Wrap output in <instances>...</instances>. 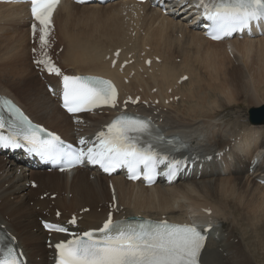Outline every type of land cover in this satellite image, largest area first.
<instances>
[{
	"label": "bare ground",
	"instance_id": "obj_1",
	"mask_svg": "<svg viewBox=\"0 0 264 264\" xmlns=\"http://www.w3.org/2000/svg\"><path fill=\"white\" fill-rule=\"evenodd\" d=\"M124 7L120 1L104 5H77L68 0L61 3L54 22L57 46H63L61 64L64 69L71 74L111 75L123 89L141 93L146 101L149 96L160 98L159 105L145 110L152 112L160 108L157 117L163 119L162 126L167 131L177 132L193 151L210 153L229 147L226 155L232 156L233 161L225 159V169L212 166L204 170L199 179L177 181L170 186L157 183L144 188L126 182L119 175L113 176L116 199L122 207L119 215H166L168 219L182 221L202 216L201 209L210 206L220 235L208 240L203 262L261 264L253 261L249 254L252 236L264 242V189L248 174V166L251 157L257 154L261 160L255 167L256 175L264 173V124L252 125L255 119L249 120L246 109L238 107L241 103L257 102V91L264 86L263 47L259 48L261 53L254 64L246 61L253 52V43L263 45L264 37L232 40L233 51L229 56L224 43L205 39L183 20L162 16L148 4H143V14L133 19L136 34L132 36L121 15ZM77 9L97 21L68 30L66 21ZM26 17L23 5L0 4V91L14 97L35 121L70 138V117L57 107L44 84L32 72L34 69L30 71L31 66L23 62L29 57V48L25 45L29 42L22 47V42L13 37L21 30L29 32ZM24 37L28 36L22 35L23 42ZM8 39L12 41L11 48L2 52L1 46L3 42L6 46ZM118 48L122 50L120 59L129 52L136 59L125 68L126 74L131 69L136 70L128 83L122 81L117 68H111L110 61L105 59ZM143 51L160 57L161 63L153 62L150 68L144 67L139 61ZM140 68L142 72L138 71ZM184 74L188 79L178 85V78ZM48 80L54 81V78ZM260 82L263 84L257 86ZM154 87L157 91L152 94ZM168 89H172L170 94ZM169 96H179V99L164 104L163 99ZM250 108L264 110V103ZM228 113L233 116L232 122L224 120ZM86 116L94 125L102 123L105 117L104 114ZM37 176L38 187H26L25 181H18L14 166L0 157V223L16 235L30 264H47L45 233L36 218L51 201L40 200L39 195L47 190L56 192L54 207L62 211L63 218L89 207L88 212L81 214V228L99 225L111 195L107 178L86 169H77L72 176L57 172L37 173ZM42 189L43 192H39Z\"/></svg>",
	"mask_w": 264,
	"mask_h": 264
},
{
	"label": "snow or ice",
	"instance_id": "obj_2",
	"mask_svg": "<svg viewBox=\"0 0 264 264\" xmlns=\"http://www.w3.org/2000/svg\"><path fill=\"white\" fill-rule=\"evenodd\" d=\"M31 14L39 22L40 46L48 45L47 36L51 16L60 0H30ZM84 3L86 0H76ZM202 18L208 22V35L213 40L230 37L236 32L250 29L254 24L264 25V0H200ZM33 34L37 30L32 25ZM35 51V49L33 50ZM46 55V54H45ZM49 73L61 75L60 69L48 59H38ZM115 63V62H113ZM116 89L108 81L98 77L63 75V107L69 112L90 110L101 104H116ZM5 111L11 117H0V146L25 148L44 158L65 159L72 167L83 162L98 164L105 172L127 168L129 179H138L143 166V178L151 183L158 164L165 156L154 150L144 137L163 141L164 137L153 135L149 122L131 117H118L107 126V131L97 134V143L92 147L73 150L65 146L60 137L46 132L32 122L7 99L2 101ZM7 129V134H4ZM170 142V141H169ZM80 144L86 142L81 139ZM179 161H169L167 173L171 180L176 175ZM75 223V220L72 221ZM57 232H67L63 227L45 225ZM71 238L55 245L56 264H199L205 237L195 226L162 221L128 223L114 221L111 213L103 226L82 234H70ZM19 254L7 247L0 253V264H22Z\"/></svg>",
	"mask_w": 264,
	"mask_h": 264
},
{
	"label": "rangeland",
	"instance_id": "obj_3",
	"mask_svg": "<svg viewBox=\"0 0 264 264\" xmlns=\"http://www.w3.org/2000/svg\"><path fill=\"white\" fill-rule=\"evenodd\" d=\"M96 21H97V19L91 18L86 13H84L81 10L77 9V10H74L70 14V16L68 17V19L66 21V27H67L68 30L72 31L75 27H78V26H89V25H92ZM22 31L23 30H21L20 32H15V34L13 35V37H17L16 40H19L20 43L22 42L21 46L23 47L25 42H27V43L29 42V40L27 39V38H29V32L26 30V32L28 34L27 35L26 32L23 31L24 33H22ZM23 34H24V36H28V37H24L26 39V40H24V42H23V38H22V35ZM253 44L255 45L252 48L253 49V52L250 53L251 56H248V58H246V61L249 64H254L255 63V60L257 58H259L260 53H261V52H259V48L263 47V52H264V46L262 44H259V43H253ZM25 45H26V47L28 46L27 47V49H28L29 48V43H28V45L25 43ZM61 60H62V53L60 52V56H59L60 64H61ZM26 61H27V64H29L32 67L31 61H30V54H29V57H27V58H25V60H23L24 63ZM31 67H30V71L33 70V67H32V69H31ZM62 67L65 68L63 65H62ZM32 72H35V71L33 70ZM263 82H260V83H258L256 85L257 86H261L263 84ZM260 94L261 95L264 94V86H262V88L258 89V91H257V97L259 98L257 102H246L244 104L241 103V105L238 108L241 109V110L242 109H246V113H247V110H248L249 107H257V106H260L261 104L264 103V96H261ZM262 113H264V110H260L258 113L254 112L253 113V116H256L257 117V116H259V114H262ZM229 119L232 122L233 116L230 113H228V117L226 116L224 118V120L229 121ZM254 237L255 236H252V238H251L250 245H251V248L252 249H251V252L249 254V257H251V258L253 257V261H255L257 263L264 264V262H263L264 261V251H263L264 250V247H262L264 245V242H262L263 243L262 244L258 238H256V237L254 238ZM254 239H256V240H254ZM252 251H253V253H252ZM256 253H257V255H255Z\"/></svg>",
	"mask_w": 264,
	"mask_h": 264
}]
</instances>
